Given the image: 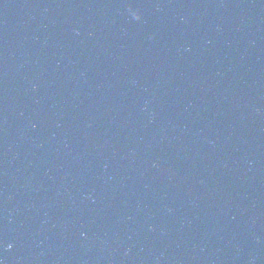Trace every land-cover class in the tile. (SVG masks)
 I'll list each match as a JSON object with an SVG mask.
<instances>
[{
    "label": "clouds",
    "instance_id": "obj_1",
    "mask_svg": "<svg viewBox=\"0 0 264 264\" xmlns=\"http://www.w3.org/2000/svg\"><path fill=\"white\" fill-rule=\"evenodd\" d=\"M135 19L139 20L140 19V14L138 12H133L132 13Z\"/></svg>",
    "mask_w": 264,
    "mask_h": 264
},
{
    "label": "snow or ice",
    "instance_id": "obj_2",
    "mask_svg": "<svg viewBox=\"0 0 264 264\" xmlns=\"http://www.w3.org/2000/svg\"><path fill=\"white\" fill-rule=\"evenodd\" d=\"M0 264H2V262H0Z\"/></svg>",
    "mask_w": 264,
    "mask_h": 264
}]
</instances>
